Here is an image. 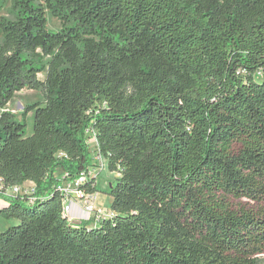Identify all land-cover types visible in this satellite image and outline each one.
I'll list each match as a JSON object with an SVG mask.
<instances>
[{
    "label": "trees",
    "instance_id": "obj_1",
    "mask_svg": "<svg viewBox=\"0 0 264 264\" xmlns=\"http://www.w3.org/2000/svg\"><path fill=\"white\" fill-rule=\"evenodd\" d=\"M7 11L0 217L13 225L0 264H264V0H10ZM23 88L43 99L19 120L7 105ZM96 155L116 173L110 216L73 222L56 185ZM95 179L80 187L95 192ZM27 181L31 193H5Z\"/></svg>",
    "mask_w": 264,
    "mask_h": 264
},
{
    "label": "rangeland",
    "instance_id": "obj_2",
    "mask_svg": "<svg viewBox=\"0 0 264 264\" xmlns=\"http://www.w3.org/2000/svg\"><path fill=\"white\" fill-rule=\"evenodd\" d=\"M8 6H10V0H7L4 7L0 8V16L7 15L8 14ZM47 17V25L52 30H57L61 26V22L55 18L53 15L50 14L49 11L46 12ZM0 37H1V31H0ZM44 73H39V78H44ZM259 77V75H257ZM43 99L42 93L39 90L34 89H27L23 88L22 90L15 93L11 101L8 103L7 107L14 112L16 115L20 114L23 107L26 104L35 102V101H41ZM33 114L34 112L31 111L27 115V131L28 133L32 132V124H33ZM92 165L90 166V169L92 171V176L96 177V186L97 190L94 192V202L97 207H100L103 212L108 211V208H110L112 197L109 195V188L110 183L115 178L116 173L112 172L107 167V161L103 158L93 156ZM57 176L60 178L62 177V172L57 169L56 170ZM6 221V222H5ZM13 222L11 220H6L2 218L0 222V231H3L7 229L9 226L13 225ZM9 224V225H8Z\"/></svg>",
    "mask_w": 264,
    "mask_h": 264
},
{
    "label": "built area",
    "instance_id": "obj_3",
    "mask_svg": "<svg viewBox=\"0 0 264 264\" xmlns=\"http://www.w3.org/2000/svg\"><path fill=\"white\" fill-rule=\"evenodd\" d=\"M90 141L91 143H94V137H91ZM96 157L100 156L96 155ZM64 176H67V173ZM88 176H92L91 169L87 174L83 172L75 178L62 180L56 185V189L64 195L62 202V212L73 222H79L81 220L99 221L103 216H110V211L103 212L100 207L96 206L93 198L94 192H85V190L80 187L81 184L85 183ZM2 188L3 185L0 181V190H2ZM32 189L23 188L20 185H14L6 188L5 193H31Z\"/></svg>",
    "mask_w": 264,
    "mask_h": 264
},
{
    "label": "crops",
    "instance_id": "obj_4",
    "mask_svg": "<svg viewBox=\"0 0 264 264\" xmlns=\"http://www.w3.org/2000/svg\"><path fill=\"white\" fill-rule=\"evenodd\" d=\"M57 175V174H56ZM21 187H23V188H27V189H32L33 187H34V183L33 182H31V181H27V182H25V183H23L22 185H20ZM7 205V202L3 199V198H1L0 197V209L1 208H3L4 206H6ZM108 211H109V208H108ZM1 220H2V217H0V222H1ZM6 222V221H5ZM13 222V221H12ZM14 223H15V221H14ZM91 223H95V221H93V222H91ZM92 224V225H93ZM9 225V224H8Z\"/></svg>",
    "mask_w": 264,
    "mask_h": 264
},
{
    "label": "water",
    "instance_id": "obj_5",
    "mask_svg": "<svg viewBox=\"0 0 264 264\" xmlns=\"http://www.w3.org/2000/svg\"><path fill=\"white\" fill-rule=\"evenodd\" d=\"M18 119H19V120L22 119V115H21V114L18 115Z\"/></svg>",
    "mask_w": 264,
    "mask_h": 264
},
{
    "label": "bare ground",
    "instance_id": "obj_6",
    "mask_svg": "<svg viewBox=\"0 0 264 264\" xmlns=\"http://www.w3.org/2000/svg\"><path fill=\"white\" fill-rule=\"evenodd\" d=\"M47 12V11H46Z\"/></svg>",
    "mask_w": 264,
    "mask_h": 264
}]
</instances>
